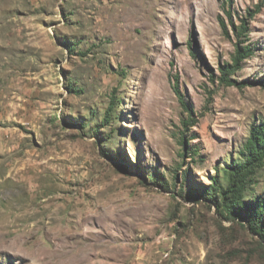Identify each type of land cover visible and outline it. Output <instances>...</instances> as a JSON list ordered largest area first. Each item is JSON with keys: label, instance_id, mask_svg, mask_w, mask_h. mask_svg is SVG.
Wrapping results in <instances>:
<instances>
[{"label": "rangeland", "instance_id": "rangeland-1", "mask_svg": "<svg viewBox=\"0 0 264 264\" xmlns=\"http://www.w3.org/2000/svg\"><path fill=\"white\" fill-rule=\"evenodd\" d=\"M263 79L264 0H0V264H264Z\"/></svg>", "mask_w": 264, "mask_h": 264}, {"label": "trees", "instance_id": "trees-1", "mask_svg": "<svg viewBox=\"0 0 264 264\" xmlns=\"http://www.w3.org/2000/svg\"><path fill=\"white\" fill-rule=\"evenodd\" d=\"M235 30L237 32L238 39L233 53V63L221 65L220 74L216 75V79L219 82L228 86L236 84L239 85L241 83L232 78L231 74L241 68V62L244 59L250 58L254 54V49L250 45H242L243 41H240V36L243 35V32L248 30V27L243 24L240 26V29L236 27ZM259 82L264 85V79ZM175 88L177 89V86ZM178 92L181 99H184L181 92L179 90ZM183 104L188 111H192L187 102L183 101ZM193 122L194 121L191 123L192 125L194 124ZM194 152L197 154V151L194 150ZM240 153L242 160L233 162L229 166V178L227 185L222 186L219 181L214 178L211 186L213 192H219L222 194V204L227 209L239 207L240 204L244 202V196L246 194H253L247 190L254 183L255 177L264 166V120L254 122L251 125L249 136L243 144V148ZM185 154L190 155L191 153L184 151L183 156ZM256 205L259 211H263L264 201H261L259 197Z\"/></svg>", "mask_w": 264, "mask_h": 264}]
</instances>
